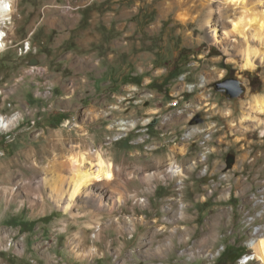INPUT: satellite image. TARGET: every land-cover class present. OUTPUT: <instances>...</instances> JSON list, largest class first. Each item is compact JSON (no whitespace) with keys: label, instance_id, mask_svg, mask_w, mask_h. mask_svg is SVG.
Returning <instances> with one entry per match:
<instances>
[{"label":"rangeland","instance_id":"1","mask_svg":"<svg viewBox=\"0 0 264 264\" xmlns=\"http://www.w3.org/2000/svg\"><path fill=\"white\" fill-rule=\"evenodd\" d=\"M171 3L15 0L0 50V116L12 119L0 125V264H236L252 251L264 220V113L252 110L264 43L250 40L262 55L243 68L238 37L225 52L203 8ZM226 78L239 97L218 91ZM97 151L115 177L93 188L103 202L57 208L52 167L69 175L70 156Z\"/></svg>","mask_w":264,"mask_h":264},{"label":"bare ground","instance_id":"2","mask_svg":"<svg viewBox=\"0 0 264 264\" xmlns=\"http://www.w3.org/2000/svg\"><path fill=\"white\" fill-rule=\"evenodd\" d=\"M171 4L180 8L187 6L188 9L193 7V5L203 8L205 15L202 25L208 28L210 36L214 42L223 46L224 51L227 52L230 38L238 37L242 41V67L247 68L248 70L256 67L253 58L258 57L259 54H261V50L253 48L250 44V40H257L260 44L264 43V0H172ZM14 6L15 0H0V50H4L6 47L4 42L6 33L3 29L9 22H11L12 13L15 9ZM186 18L187 17L185 16L179 19L183 22H187L188 18L187 20ZM190 20L193 21L194 18ZM227 26L231 28L228 31L226 29ZM219 28L224 30L222 32L223 37H221V35L219 36ZM201 80V83H203L204 79L202 78ZM253 104V111L256 113H264L263 97L257 96L253 98ZM246 119L252 121L256 118H252L249 115L244 116L242 120L245 121ZM11 121L12 119L7 120L0 116V125L5 126ZM118 125L122 129L128 127L127 123L123 122ZM180 151L182 152L183 150ZM174 165L175 164H173V168H170L168 171V173L171 174V177L181 174L178 169L180 167L177 168L174 167ZM64 166L67 170L66 174L69 175H65L64 171L52 167L54 176L50 180L45 179L44 183L48 185V188L50 189L49 199L57 208H61L65 212L71 210L76 200L82 196L89 197L94 194V197L100 205L104 199L103 192L102 194H96L97 192H94L93 188L97 187L98 190L102 191L104 188L108 189L109 187V190H111L110 188L113 186V183H115L111 164L105 160L100 151H97L93 160L87 157V154L83 153L72 155L66 160ZM110 196L112 197V195ZM106 206L109 208L111 205L107 204ZM98 224L99 223H97V225ZM259 231L260 235L257 239L255 238V240L250 239L247 247L254 251V258L256 259L252 260V262L257 260L264 264V229L257 230L255 233L258 235ZM256 234L255 236H257Z\"/></svg>","mask_w":264,"mask_h":264},{"label":"water","instance_id":"3","mask_svg":"<svg viewBox=\"0 0 264 264\" xmlns=\"http://www.w3.org/2000/svg\"><path fill=\"white\" fill-rule=\"evenodd\" d=\"M216 87L224 90L231 99L237 98L243 93V87L241 83L239 80L233 78L225 79L222 82L217 83ZM194 121L196 124L203 123V119H201L199 116H197Z\"/></svg>","mask_w":264,"mask_h":264},{"label":"built area","instance_id":"4","mask_svg":"<svg viewBox=\"0 0 264 264\" xmlns=\"http://www.w3.org/2000/svg\"><path fill=\"white\" fill-rule=\"evenodd\" d=\"M29 47L27 46L26 49H28ZM260 204L259 206L261 207V210L259 211V213L257 214V217L263 218L262 215L264 214V201L262 199H260L258 201ZM264 229V220L263 222H260L259 225H254V231L257 230H263ZM244 248L246 249V246H244ZM256 258H254V254L252 251H247L244 254H242L238 259L236 264H250L252 263V260H254Z\"/></svg>","mask_w":264,"mask_h":264},{"label":"flooded vegetation","instance_id":"5","mask_svg":"<svg viewBox=\"0 0 264 264\" xmlns=\"http://www.w3.org/2000/svg\"><path fill=\"white\" fill-rule=\"evenodd\" d=\"M226 79H228V78H226ZM225 80V79H224ZM222 82V81H221ZM219 90L218 91H220V92H222V93H224L225 95H227L226 94V92L224 91V90H221V88H218ZM228 96V95H227Z\"/></svg>","mask_w":264,"mask_h":264},{"label":"crops","instance_id":"6","mask_svg":"<svg viewBox=\"0 0 264 264\" xmlns=\"http://www.w3.org/2000/svg\"><path fill=\"white\" fill-rule=\"evenodd\" d=\"M59 21H60V20H59ZM68 24H70V25H74V23H70V22H69Z\"/></svg>","mask_w":264,"mask_h":264}]
</instances>
